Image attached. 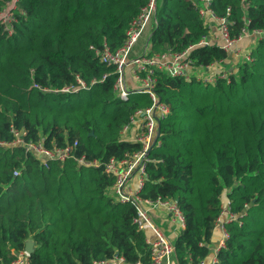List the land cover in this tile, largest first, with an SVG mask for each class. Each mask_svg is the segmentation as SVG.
Wrapping results in <instances>:
<instances>
[{
	"label": "trees",
	"instance_id": "obj_1",
	"mask_svg": "<svg viewBox=\"0 0 264 264\" xmlns=\"http://www.w3.org/2000/svg\"><path fill=\"white\" fill-rule=\"evenodd\" d=\"M10 1L0 0V10ZM145 2L16 0L12 31L0 22V140H10L13 124L28 138L46 136L47 144L77 139L79 153L102 162L138 150L120 130L150 99L115 96V74L96 50L118 47ZM212 6L219 16L230 9L232 36L245 23L264 29V0H214ZM150 25L147 40L158 51L183 50L207 33L190 0H158ZM248 39L252 60L215 84L155 73V91L169 111L160 122V145L149 152L140 196L178 205L184 228L170 238L176 264L209 261L226 204L239 219L224 223L229 237L215 264H264V38ZM191 56L203 65L230 60L216 44L195 47ZM77 77L86 88L51 91L76 85ZM112 183L101 167L71 160L44 167L22 148L0 145V264H11L29 240L30 264H113L116 258L150 264L146 233L132 223L135 208L108 195ZM162 222L155 224L167 236Z\"/></svg>",
	"mask_w": 264,
	"mask_h": 264
},
{
	"label": "built area",
	"instance_id": "obj_2",
	"mask_svg": "<svg viewBox=\"0 0 264 264\" xmlns=\"http://www.w3.org/2000/svg\"><path fill=\"white\" fill-rule=\"evenodd\" d=\"M15 1L7 2V5L0 10V22L4 24L5 30L9 33L12 31L11 9L15 8ZM190 1L197 6L199 18L207 28V33L196 44L189 45L180 51L173 49L158 51L152 47L151 41L147 40L140 48L135 47L153 20L158 4V0H146L137 15L129 22L122 43L114 49L103 44L100 49L96 50L99 61L106 67L112 68V72L115 74L113 82L115 96L126 100L134 94H145L150 99V104L136 109L120 130L122 139L140 145L138 150L126 152L120 158L110 157L107 161L102 162L96 158H89L85 153H79L77 139L66 141L62 145L55 142L47 144L46 136L41 135L38 139L28 138L25 129L18 128L13 124L9 127L10 140H0L2 146L22 148L26 154L33 155L44 167H48L51 162L63 164L71 160L78 167H101L103 172L110 174L113 177L112 197L119 203H129L135 208L132 223L138 230L146 233L145 240L149 245L150 264H171L175 249L173 242L153 221L151 217L153 211L162 212L174 235L184 228V217L175 201L160 198L147 199L140 196V191L147 178L146 165L149 160V152L155 145H160V129L158 133V128L161 119L169 111L167 104L160 100L155 91L156 71H163L172 78H195L204 84H215L220 78L227 79L228 72L232 68L225 70V60L213 61L207 65L196 64L195 59L191 56L193 48L216 44L227 53V58L241 59V63H243L251 61L252 58L250 49L244 47L241 42L252 36L264 38V29L249 30L248 23L241 27L236 36H232L230 31L232 23L226 17L230 13L229 8L226 9V16H219L212 6L214 0ZM242 51L245 53L240 55ZM106 76L107 74L104 73L101 78L92 79L91 83L102 81ZM76 82V85L54 88L51 91L76 92L80 88L87 87L79 77L76 78ZM41 90L48 91V88L42 87ZM17 174V170L13 171V175ZM238 216L229 211L227 204L222 207L217 220L221 237L216 246L212 247L211 259L207 263L199 264H215L217 262V252L225 246V241L229 237L224 223L236 221L239 219ZM239 224H241L240 220ZM29 262V253L22 250L11 264H30ZM122 262V258H116L113 264H122ZM92 264H108V262L98 260Z\"/></svg>",
	"mask_w": 264,
	"mask_h": 264
},
{
	"label": "crops",
	"instance_id": "obj_3",
	"mask_svg": "<svg viewBox=\"0 0 264 264\" xmlns=\"http://www.w3.org/2000/svg\"><path fill=\"white\" fill-rule=\"evenodd\" d=\"M244 42H247V44L246 45H248L249 44V41H244ZM243 44V43H242ZM244 45V44H243ZM245 45V46H246ZM231 60V59H230ZM229 63V62H228ZM151 215H153V218H154V221L155 222H162L163 224H162V228L164 227V231H166L165 233L167 234V236H168V238L170 239V238H173V237H175L176 235H174L173 234V232H172V229L169 227V224H168V222H167V220H165V217H164V215H162V212H160V211H158V210H156V211H153V213L151 214ZM161 224V223H160ZM159 225V224H158ZM219 236H220V228H216V230H215V232H214V235H213V239H214V242H213V247L214 246H216V244L218 243V241H219ZM170 240H172V239H170ZM211 256L212 255H210V259H211ZM209 259V260H210ZM171 264H176L175 263V260H174V258H172L171 259Z\"/></svg>",
	"mask_w": 264,
	"mask_h": 264
},
{
	"label": "rangeland",
	"instance_id": "obj_4",
	"mask_svg": "<svg viewBox=\"0 0 264 264\" xmlns=\"http://www.w3.org/2000/svg\"><path fill=\"white\" fill-rule=\"evenodd\" d=\"M150 24H151V22H150ZM149 24V25H150ZM149 28H151V25L149 26ZM149 28H148V30H145V32L143 33V35L141 36V38L138 40V42L136 43V45H135V47H137V48H140L143 44H145V42L147 41V39H148V35H149V32H150V30H149ZM147 29V28H146ZM249 41V44L248 45H246L247 44V42H244V41ZM244 45H243V44ZM241 44L244 46V47H247V48H249V49H251V47H252V41L250 40V39H248V38H245L242 42H241ZM149 45V44H148ZM246 45V46H245ZM253 45H254V43H253ZM249 49H246V50H248L249 51ZM245 53V51H242L241 52V54L240 55H242V54H244ZM229 62H230V60H229ZM241 59H237V60H235V59H233L232 60V62H230V63H227V64H225L224 65V68H226L225 70H229V68H232V69H234L235 71H236V69H237V66H239V64H241ZM108 195H110V196H112V190L110 189L109 191H108Z\"/></svg>",
	"mask_w": 264,
	"mask_h": 264
},
{
	"label": "water",
	"instance_id": "obj_5",
	"mask_svg": "<svg viewBox=\"0 0 264 264\" xmlns=\"http://www.w3.org/2000/svg\"><path fill=\"white\" fill-rule=\"evenodd\" d=\"M159 129H160V126L158 128V133H159ZM24 250L26 252H28L29 254L33 251V243H32V241L29 240V241L25 242Z\"/></svg>",
	"mask_w": 264,
	"mask_h": 264
}]
</instances>
